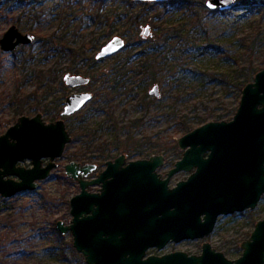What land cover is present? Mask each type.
I'll use <instances>...</instances> for the list:
<instances>
[{
	"label": "rangeland",
	"instance_id": "rangeland-1",
	"mask_svg": "<svg viewBox=\"0 0 264 264\" xmlns=\"http://www.w3.org/2000/svg\"><path fill=\"white\" fill-rule=\"evenodd\" d=\"M188 1L166 0L142 10L124 0H0V38L13 24L33 35L29 44L0 48V134L21 114L41 112L45 121L56 120L70 92H92L81 109L59 117L71 145L49 176L33 190L0 198V264H86L71 232L56 228L58 219L70 223L69 199L80 190L64 172L67 162L95 163L91 178L119 154L126 162L162 154L158 172L166 173L182 155V134L209 120L232 118L240 86L264 67V0H234L225 11L207 7V0ZM136 14L144 21H135ZM145 25L148 36L142 34ZM113 36L124 45L91 59ZM66 72L90 80L71 87L63 82ZM153 85L158 95L150 93ZM19 163L30 165L27 159ZM188 174H173L169 185ZM263 217L264 194L253 209L219 215L208 237L148 253H199L209 241L233 259Z\"/></svg>",
	"mask_w": 264,
	"mask_h": 264
},
{
	"label": "water",
	"instance_id": "water-1",
	"mask_svg": "<svg viewBox=\"0 0 264 264\" xmlns=\"http://www.w3.org/2000/svg\"><path fill=\"white\" fill-rule=\"evenodd\" d=\"M233 2L207 0L206 5L225 11ZM142 34H150L149 25ZM32 40L31 33L13 24L2 34L0 48L11 51ZM123 45V38L113 36L95 58L109 56ZM62 79L71 87L90 80L70 72ZM150 93L159 94L157 85ZM91 98L90 91L70 92L61 114L75 113ZM71 138L63 118L45 121L41 112L19 115L0 134V198L37 188L57 166L55 159L63 155ZM177 145L182 155L164 177L158 172L165 162L162 154L127 162L119 154L91 178L88 175L96 169L95 163L72 160L64 165L65 174L78 182L80 190L69 199L70 223L58 219L56 228L61 234L71 232L72 245L86 264H264V217L240 242L241 253L233 259L209 241L201 243L199 253H148L170 242L206 238L219 215L256 207L264 194V67L242 87L231 119L204 122L182 134ZM25 159L29 166L19 163ZM179 171L189 174L169 185ZM92 185L99 188L91 191L88 187Z\"/></svg>",
	"mask_w": 264,
	"mask_h": 264
},
{
	"label": "trees",
	"instance_id": "trees-1",
	"mask_svg": "<svg viewBox=\"0 0 264 264\" xmlns=\"http://www.w3.org/2000/svg\"><path fill=\"white\" fill-rule=\"evenodd\" d=\"M79 2H81L82 0H78ZM100 1H102V0H100ZM125 2L126 3H128V4H134V3H138L141 7H142V10H145V9H152L153 7H156L157 5H160L159 4V2H155V1H133V0H125ZM186 2H188L189 4H192V2H190V1H188V0H186ZM243 2H246V0H243ZM250 5H254V4H252V3H249ZM142 15L141 14H136L135 15V21H138V22H143L144 20H139V18L141 17ZM91 59H93L94 61H95V56H91ZM246 83V82H245ZM245 83H243L241 86H240V90H241V88L244 86V84ZM62 98L60 97V99L59 100H61ZM62 116V114H61V111L59 112V113H56L54 116H53V118H59V117H61ZM62 117H69V116H62ZM219 118H221V117H219ZM77 137V136H76ZM70 145H71V143L69 144V143H67V145H66V149L68 150L69 148H70Z\"/></svg>",
	"mask_w": 264,
	"mask_h": 264
},
{
	"label": "flooded vegetation",
	"instance_id": "flooded-vegetation-1",
	"mask_svg": "<svg viewBox=\"0 0 264 264\" xmlns=\"http://www.w3.org/2000/svg\"><path fill=\"white\" fill-rule=\"evenodd\" d=\"M125 1V0H124ZM133 1H135V0H133ZM140 27H142V25L140 26ZM150 28V27H149ZM144 36V35H143ZM124 40V39H123ZM161 174H164L163 175V177L166 175V173H161Z\"/></svg>",
	"mask_w": 264,
	"mask_h": 264
}]
</instances>
